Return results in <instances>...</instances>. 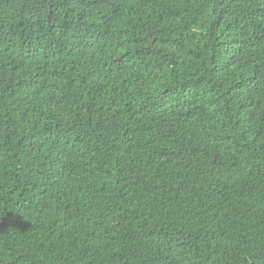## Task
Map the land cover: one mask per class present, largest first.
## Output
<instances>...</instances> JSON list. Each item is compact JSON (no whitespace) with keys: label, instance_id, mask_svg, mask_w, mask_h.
I'll use <instances>...</instances> for the list:
<instances>
[{"label":"trees","instance_id":"1","mask_svg":"<svg viewBox=\"0 0 264 264\" xmlns=\"http://www.w3.org/2000/svg\"><path fill=\"white\" fill-rule=\"evenodd\" d=\"M0 264H264V0H0Z\"/></svg>","mask_w":264,"mask_h":264}]
</instances>
